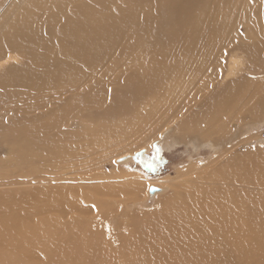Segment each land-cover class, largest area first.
<instances>
[{"label":"bare ground","instance_id":"bare-ground-1","mask_svg":"<svg viewBox=\"0 0 264 264\" xmlns=\"http://www.w3.org/2000/svg\"><path fill=\"white\" fill-rule=\"evenodd\" d=\"M231 47L240 51L227 57ZM257 53L264 59V0H0V146L8 155L0 185L67 183L60 175L70 159L157 129L233 149L211 138L214 130L195 136L227 118L242 123L264 113V64L248 62ZM194 111L204 113L195 119ZM77 118L81 130L61 127ZM208 192L214 197L215 189ZM7 194L0 197V264H31L36 252V264H264V232L256 228L264 222L251 221L261 207L246 206L244 215L235 207L231 216L221 203L224 228L242 216L250 227L214 230L216 241L187 203L183 215L135 214L133 239L114 242L119 228H100L109 216L88 220L89 231H78L80 215L61 220L93 203L90 194L54 185ZM202 195L196 199L213 204ZM240 233L246 243L218 244ZM105 244L109 254L99 252ZM118 244L124 252L112 253Z\"/></svg>","mask_w":264,"mask_h":264},{"label":"rangeland","instance_id":"rangeland-1","mask_svg":"<svg viewBox=\"0 0 264 264\" xmlns=\"http://www.w3.org/2000/svg\"><path fill=\"white\" fill-rule=\"evenodd\" d=\"M240 29V33H242V28ZM235 50L240 51L232 47L228 49L227 57ZM248 56L250 58L248 62H252L251 65L249 64L250 67L256 69L260 64H264V59L260 58L258 53L254 57ZM245 73L257 75L255 71ZM107 79H111V77L108 75ZM69 95L67 94V97ZM203 113L204 111H194L192 117L197 119ZM218 119L222 121L223 117H218ZM225 120L223 123L219 122L221 125L200 127L201 129L195 137L203 139L204 131L209 133L208 130H214L216 133H212L210 137L215 140L223 138V140L230 141L233 154L229 151L231 149L228 150L229 152H225L222 144H217V148L209 141L200 143L194 138L186 140L179 138L176 131H173V133L177 135L160 136L161 130L157 129L148 135L145 133L134 135L104 150L70 159L65 172L60 175L62 179L69 180L67 183L54 181V183L50 182L51 184L28 182L0 185V197L3 198L5 195H9L7 193L13 192V195H16L27 188H44L48 185L78 189L90 194L93 203H85L81 209L70 208L66 210L61 214V220L63 222L72 221L75 216L80 215L84 220L80 224L78 222V231L81 229L89 231L90 229L93 230V227L86 226L89 223L88 220H93L100 214L109 216L106 221L109 223L100 228L103 229V233L112 230L111 227H113V230L119 228L116 232L117 235L110 237L111 240L114 238V242L123 239L130 242L133 239V235L138 232L133 228L137 214L160 211L169 216V211L174 209L175 215H183L185 211L181 205L187 203L192 209L188 213L197 217L195 221L203 225L201 227L205 228V233L209 234L214 241L217 240L214 230L217 234L225 230L232 232L235 230L247 231L248 226L250 227L247 221L250 220L246 216L237 218V221L234 220L233 224L235 226H229L228 229L221 225L220 219L225 220L221 203L225 204L223 205L225 209L227 207L230 209L231 216L234 215L233 211L238 209L244 215L246 206L261 207L262 212L251 216V221L254 222L255 226L258 221L264 222V161L259 160L261 157L259 158L258 155L263 154L264 158V113L252 119V121L242 123L231 118ZM81 123L82 119L77 118L62 123L61 127L68 130H81L79 129L83 126ZM235 125H238V127ZM226 134H230V136L226 137ZM184 135L187 138V133ZM85 143L86 140L83 144L85 145ZM2 146H0V160L4 159L7 162L6 147ZM141 149L145 150V153L140 157L128 162H117L118 159L123 157L132 158V155ZM218 152L219 156L216 158L214 155H217ZM243 152H246V155H243ZM250 154L254 155L255 159H248ZM159 159L163 160V163L160 162V165H156L155 161H160ZM191 167L192 169H190ZM76 179L80 180L77 181ZM198 182L201 184V188L198 187ZM150 186L158 190L150 194ZM210 187L215 189L214 197L208 192ZM218 190L220 193H218ZM202 194L211 195L213 204H206L204 201L196 199L198 196H203ZM94 201L106 205L99 210ZM240 204L242 207L239 206ZM235 207H238V209ZM105 208L110 209V215ZM214 217L217 218V222L213 224L212 219ZM121 219L125 222L118 227L117 225ZM34 221H39V219L35 218ZM97 222L101 223L102 221ZM230 222L231 220L228 224ZM208 223L213 227H210ZM261 226L264 225H257L256 228L264 232V228ZM57 230L59 229L54 226L51 233H55ZM120 235L125 236L118 237ZM236 240L246 243L248 236L243 235V233L236 234L228 240L227 244L220 241H218V244L232 247ZM101 248L99 252L109 254V244H105ZM112 249H114L111 251L112 253L115 250H123V252L125 250L119 244ZM40 258L42 257L37 252L31 255V264L38 263Z\"/></svg>","mask_w":264,"mask_h":264},{"label":"water","instance_id":"water-1","mask_svg":"<svg viewBox=\"0 0 264 264\" xmlns=\"http://www.w3.org/2000/svg\"><path fill=\"white\" fill-rule=\"evenodd\" d=\"M144 153H145V150L141 149V150L135 152V153L132 155V159H134V158H138V157H140L141 155H143ZM123 159H124V158H121V160H118L117 162H123V161H122ZM154 190H155V188H154L153 186H150V188H149V192L151 193V192L154 191Z\"/></svg>","mask_w":264,"mask_h":264},{"label":"trees","instance_id":"trees-1","mask_svg":"<svg viewBox=\"0 0 264 264\" xmlns=\"http://www.w3.org/2000/svg\"><path fill=\"white\" fill-rule=\"evenodd\" d=\"M158 158H159V157H158ZM158 158H157V159H158ZM155 160H156V159H155ZM159 160H160V161H155L156 165L159 164L160 162L163 163V160H161V159H159ZM159 165H160V164H159Z\"/></svg>","mask_w":264,"mask_h":264}]
</instances>
